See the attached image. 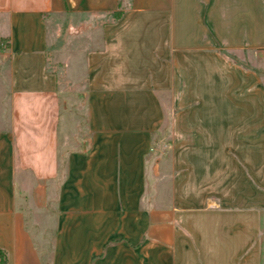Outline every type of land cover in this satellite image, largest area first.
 Instances as JSON below:
<instances>
[{"label": "crops", "instance_id": "crops-1", "mask_svg": "<svg viewBox=\"0 0 264 264\" xmlns=\"http://www.w3.org/2000/svg\"><path fill=\"white\" fill-rule=\"evenodd\" d=\"M57 13L102 20L74 143L48 66ZM231 53L264 57V0H0L7 264H264V81Z\"/></svg>", "mask_w": 264, "mask_h": 264}, {"label": "rangeland", "instance_id": "rangeland-1", "mask_svg": "<svg viewBox=\"0 0 264 264\" xmlns=\"http://www.w3.org/2000/svg\"><path fill=\"white\" fill-rule=\"evenodd\" d=\"M102 20L98 19L92 24V18L86 15H77L74 13H57L49 16L48 21V66L54 71L59 78V87L63 92L66 101V108L62 110L61 124L62 129L69 138L83 135L85 132V64L84 49L89 48L92 42L95 43L99 39L98 34H93L91 28L99 25ZM231 58L242 61V63L250 68L257 69L264 81V57L260 56L257 61L254 55L249 53H231ZM252 66V67H251ZM84 74V77H83ZM171 118L167 115L162 131L157 135L158 143H161V151H164V168L168 174L171 170ZM164 145V146H163ZM22 183V179L20 180ZM204 181H201L203 184ZM164 196L167 198L169 191L171 192L170 179L163 182ZM220 192V191H219ZM218 196V195H217ZM203 197V196H202ZM211 197V196H210ZM203 198H198L202 200ZM196 200V201H198ZM203 204L202 202H200ZM25 207V213L28 217L29 228L33 232L37 243L43 247V236L39 229L32 223L34 218L33 211L29 205L22 203ZM38 215L42 218V210H37Z\"/></svg>", "mask_w": 264, "mask_h": 264}, {"label": "trees", "instance_id": "trees-1", "mask_svg": "<svg viewBox=\"0 0 264 264\" xmlns=\"http://www.w3.org/2000/svg\"><path fill=\"white\" fill-rule=\"evenodd\" d=\"M113 15L115 18H119L121 12H115ZM0 264H7V255L6 252L2 249H0Z\"/></svg>", "mask_w": 264, "mask_h": 264}]
</instances>
